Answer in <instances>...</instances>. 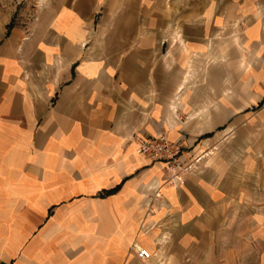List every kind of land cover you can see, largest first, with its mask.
Masks as SVG:
<instances>
[{"label":"crops","instance_id":"0c3cea01","mask_svg":"<svg viewBox=\"0 0 264 264\" xmlns=\"http://www.w3.org/2000/svg\"><path fill=\"white\" fill-rule=\"evenodd\" d=\"M53 1L0 16V264H264V160L218 143L230 59L264 96V0ZM157 133L208 151L181 183Z\"/></svg>","mask_w":264,"mask_h":264},{"label":"rangeland","instance_id":"374dc122","mask_svg":"<svg viewBox=\"0 0 264 264\" xmlns=\"http://www.w3.org/2000/svg\"><path fill=\"white\" fill-rule=\"evenodd\" d=\"M54 4L53 0H0V16L10 19L9 26L14 24L17 29L25 31L27 35H31L40 27L41 17L47 19L46 17L54 11ZM98 25L99 21L96 18L93 25L90 26V32H98L100 29ZM255 61H257V58H242L240 63H244L249 68ZM236 62L239 63L236 59L229 60L231 73L224 78L227 79L226 82H229L230 89L225 93L229 94L234 102L239 100L244 104L232 107L234 109L232 119L218 128V132L225 133L229 130L231 133L228 138L224 137L225 139L223 138L218 142L219 148L224 150L234 148V153L238 156L242 153L243 147H246L253 153L254 160H264V96L254 95L253 91L256 87L254 88L253 86L252 88L248 78L249 74H241L240 76L239 74H234L233 67ZM239 65L241 66L242 64ZM245 78L246 81L240 85V79L244 80ZM238 88L240 89L238 90ZM205 153L207 154L208 151L200 154L202 158L197 161L192 159L188 163L191 164L189 165V172H192L197 167L199 160L205 158Z\"/></svg>","mask_w":264,"mask_h":264},{"label":"built area","instance_id":"2783aa9c","mask_svg":"<svg viewBox=\"0 0 264 264\" xmlns=\"http://www.w3.org/2000/svg\"><path fill=\"white\" fill-rule=\"evenodd\" d=\"M138 149L145 155L151 157L155 161H161L169 168L178 169L173 173L169 181L172 183H181L183 175L190 171L189 165L181 161L182 149L181 145L177 142L169 140L162 133H157L152 136H144L138 139ZM195 159L194 161H197ZM135 252L138 258L147 260L151 257V253L144 247H136Z\"/></svg>","mask_w":264,"mask_h":264},{"label":"trees","instance_id":"16d2710c","mask_svg":"<svg viewBox=\"0 0 264 264\" xmlns=\"http://www.w3.org/2000/svg\"><path fill=\"white\" fill-rule=\"evenodd\" d=\"M113 191L110 190V191H104L103 193H101V196H106L108 194H111Z\"/></svg>","mask_w":264,"mask_h":264}]
</instances>
